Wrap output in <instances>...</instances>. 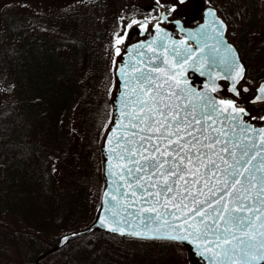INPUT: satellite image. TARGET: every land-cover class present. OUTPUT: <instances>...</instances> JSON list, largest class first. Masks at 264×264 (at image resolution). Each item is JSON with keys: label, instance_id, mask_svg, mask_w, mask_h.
<instances>
[{"label": "snow or ice", "instance_id": "6c2138e0", "mask_svg": "<svg viewBox=\"0 0 264 264\" xmlns=\"http://www.w3.org/2000/svg\"><path fill=\"white\" fill-rule=\"evenodd\" d=\"M138 23L132 20L129 27ZM216 23L224 28L221 21ZM217 35L223 43V32ZM148 47L155 58L137 60L131 72L120 69L127 89L121 114L127 123L119 125L124 133L113 131L108 139L115 141L109 162L116 161L109 173L113 184L121 183L115 194L103 193L105 205L109 198L115 203L105 209L110 215L98 218L100 226L140 238H191L209 264H264V127L248 124L244 117L249 113L234 100L210 94L218 91L219 73L209 74L205 91L187 87L185 65L192 67L189 61L196 55L190 47L181 51L161 44L159 52ZM224 47L228 55L219 63L229 69L224 77L232 82L228 91L239 96L244 67L234 48ZM115 55H120L119 47ZM206 63L208 57H201L200 68ZM211 63L215 65V56ZM259 92L255 99L264 100V85Z\"/></svg>", "mask_w": 264, "mask_h": 264}, {"label": "trees", "instance_id": "16d2710c", "mask_svg": "<svg viewBox=\"0 0 264 264\" xmlns=\"http://www.w3.org/2000/svg\"><path fill=\"white\" fill-rule=\"evenodd\" d=\"M223 2L210 0L227 22L228 38L236 44L235 35L231 32L233 19ZM160 4L170 13L175 12L169 4ZM69 6H65L61 13L62 27L45 23L42 15L36 16L12 1L4 2L0 9V44L3 42L0 45V80L15 93V97L8 102V108L4 109L0 104V133L5 129L11 132L7 140L0 135V220L1 215H11L15 210L25 211L21 214L24 222L40 218L39 223H28L27 228L12 217L8 223L0 221V241H4L0 244V257L4 264H34L35 258L53 246L61 233L82 228L76 223L86 226L95 213L91 214L88 199L82 202L83 195L77 193L78 196L73 195L67 203L60 198L61 190L53 172L52 158L58 157L66 169L67 163L74 161L73 147L69 152L53 151L51 157H46L47 151L34 139L40 127H47L50 134L58 138L64 116L74 111L81 95L88 90L95 93L104 90V97L96 102L104 120L101 127L94 131L100 175L97 142L109 116L107 95L112 81V65L105 68L103 64L107 37L102 30L92 28L94 24H89L88 16L92 11L83 13ZM131 7L128 23L157 14L154 8L137 4ZM261 7L264 9V2ZM176 15L182 14L177 12ZM193 16L191 12L184 19L191 20ZM260 50L264 51V46ZM261 73L264 78V58ZM249 108L254 116H264L263 104H254ZM15 115L18 116L17 121ZM17 122L21 123V127ZM35 165H43L38 174ZM99 193L100 189L97 201ZM106 237L150 241L113 237L93 231L71 239L60 248L68 251V256H76L61 264H94L100 256L98 247ZM159 241L165 240L150 242ZM165 242L171 243L174 248H183L179 243ZM86 251L91 253L90 259L80 257ZM175 253L178 255L177 251ZM46 257L40 259L39 264H49L45 261Z\"/></svg>", "mask_w": 264, "mask_h": 264}, {"label": "rangeland", "instance_id": "374dc122", "mask_svg": "<svg viewBox=\"0 0 264 264\" xmlns=\"http://www.w3.org/2000/svg\"><path fill=\"white\" fill-rule=\"evenodd\" d=\"M6 1L18 3L21 8L25 7L28 12H32L36 16L42 15L45 23L56 24L58 27H62L63 19L61 13L65 6L70 5L69 7L72 10L78 8L83 13L92 11L88 16L89 24H94L92 28L102 30L107 37L105 41L107 49L104 51L105 55L103 58L105 68L109 64L112 65V49L115 53V48H120L122 44L116 45V39L120 38L122 42L125 40L128 27L131 24V22L128 23V16L132 13V4L148 7L151 3L163 2L173 8L175 12L171 13L172 15L182 16V19L192 12L194 18L184 20L193 21L197 18L195 15L197 4L210 3V0H183V2L181 0H0V9ZM263 2L264 0H224L223 2V5L230 11L232 16L234 25L231 32L235 35L234 40L237 48L248 66L246 79L252 83V86H255L260 79H263L261 77V69L263 67L264 51L260 50L264 46V9L261 7ZM177 12L182 15H176ZM5 85L0 80V104H2L4 109L9 107L8 102L15 97V93L11 89L6 88ZM104 94L105 92L102 89L98 93L92 92V90L85 91L78 100L74 111L64 116L58 132V138H54L47 127H40L34 138L47 151L46 157H51L53 151L69 152L71 147H73L74 161L68 162V166L65 169L58 157L52 158L53 172L57 177L62 201L67 203L71 197L78 196V194L83 195L81 200L85 202L88 199L91 214L96 210L98 202L96 195L101 188V175L98 174V159L95 149L96 135L94 131L101 127L104 120L102 119V113L96 106V102L101 97L103 98ZM97 104L99 105V103ZM262 104L264 105V102ZM17 118L18 116L16 117L15 115L16 121ZM17 123L21 127V123ZM10 133L8 129H5L0 135H2V139L5 138L7 140ZM1 155L0 149V158L2 157ZM41 166L43 165H35L37 174L42 169ZM2 171L5 172V167H3ZM0 174H2L1 170ZM12 212V216L9 214V216L7 214L1 215L0 221L8 223L9 218L12 217L23 228H27L29 226L27 225L28 223L35 224L40 222V218H31L28 222H24L21 219V214L25 212L24 210ZM76 226L83 227L84 224L76 223ZM0 244H4V241H0ZM98 249L100 250V256L95 260L94 264H193L184 247L174 248L171 243L165 241L150 242L106 237L101 241ZM176 251L178 255L175 253ZM67 252L64 249H59L47 255L45 261L49 264H61L68 258L76 257L68 256ZM80 257L90 259L91 253L86 251ZM0 264H4L1 257Z\"/></svg>", "mask_w": 264, "mask_h": 264}, {"label": "water", "instance_id": "95a60500", "mask_svg": "<svg viewBox=\"0 0 264 264\" xmlns=\"http://www.w3.org/2000/svg\"><path fill=\"white\" fill-rule=\"evenodd\" d=\"M155 8L158 10V15L151 19H145L138 21V24H133L128 29V33L126 35V39L124 40L121 48L120 55L114 56V59L117 61L116 65L112 64L111 74H112V82L111 87L108 92V102L110 105V112L108 120L103 127L98 140V149L100 155V175H101V190L98 199V206L94 213L92 220L84 227L70 230L64 233H61L56 241V243L39 254L34 261V264H39V260L45 257L46 255L60 249L66 243H68L71 239L80 237L83 235H87L92 233L93 231H101L105 234L111 235L113 237L119 238H134V239H142V240H165L171 241L181 244L187 253L189 254L193 264H209L208 260L199 254V251L196 247V241L190 238L189 241H172L167 239H150V238H140L129 235H121L119 232H111L108 231L106 227H101L98 218H103L104 215H110L106 213V207H110L115 202L110 198L108 199V204L105 205L103 202L105 197L103 193L108 191L112 194H115L114 189L120 185V181H117L116 184H113L112 181L115 179L109 173V167L116 163L115 160L109 162V156H114V153H109V149L114 146L115 141L112 144L109 143V137L113 135V131H115L117 136H120L124 133V129L120 128L119 125L121 122L127 123V118L123 116L121 113L124 111V106L122 105V98H124L123 94L126 93L127 89L125 88V78L121 74L120 69L127 68L129 72H131V66L136 63L137 60L147 61L149 57L155 58L151 47L156 48L157 52L161 51L160 45L163 44L167 46L168 49H173L179 47L181 51L185 47H190L192 51L196 53L195 57H193L189 64H192V67H188L185 65V72L183 79L187 81V87L195 88L197 91H205V85H210L211 81L209 80V74L215 76L217 73L220 75V79L215 80V84L218 87V91L223 88L221 82H225V89L227 92L228 88L231 86V81L225 79L227 76L229 69L225 65H221L219 63V58L221 56H226L228 53L225 51V44H230L234 50L236 51V56L240 62V64L244 67V77L237 84V90L240 92H248L249 86L247 84H239L246 78L247 67L243 59L241 58L237 47L234 43L227 37L228 26L226 21L222 18V16L218 13L217 8L213 4H205L198 3L195 8V15L198 16L196 21L187 22L179 16L171 15L165 7L160 5L157 2L151 3L148 8ZM210 12L215 13V15H209ZM219 20L223 23L224 28H220V24L216 23ZM141 25H145L141 27ZM223 32V43L220 42L221 37L217 35V31ZM135 31V37L132 39L129 38V33ZM189 34H195L196 38H190ZM153 41H156L155 44H152ZM173 41H176L177 44H173ZM179 41H184V45H179ZM143 45L144 47H140ZM218 48L219 52H214L213 48ZM203 49V52L200 49ZM138 53H143V55H139ZM169 60L173 59V53L169 51L167 53ZM203 56L208 57V63L205 64L204 68H200V59ZM216 57V63L213 65L211 63L212 57ZM113 59V60H114ZM159 59H163L160 57ZM159 59L157 63H159ZM178 59V58H177ZM199 69V70H197ZM179 69H177L178 71ZM204 72V75H201V72ZM261 85H264V79H261L257 82L256 86H254V95L249 99L250 103H258L264 102V100L257 101L255 98L260 95L259 88ZM247 89V91H243ZM217 91V92H218ZM215 93H210L217 99H232L221 97ZM232 95L235 94L229 92ZM232 99L236 102L239 107H243L248 113V116L244 117V120L255 127L257 130L260 127H264V119L261 118H253L250 110L243 105L237 103V99ZM264 118V117H262ZM114 171H119L118 169L113 168ZM124 189L121 188V192ZM129 211L134 212V208L129 209ZM126 227V226H125ZM149 235H154L153 233H149ZM67 237V240L64 238ZM191 241V242H190Z\"/></svg>", "mask_w": 264, "mask_h": 264}, {"label": "flooded vegetation", "instance_id": "af4514ba", "mask_svg": "<svg viewBox=\"0 0 264 264\" xmlns=\"http://www.w3.org/2000/svg\"><path fill=\"white\" fill-rule=\"evenodd\" d=\"M157 13H158V11H157ZM156 16H157V14L155 16H153V17H156ZM197 19H198V16H197L196 19H194V21H196ZM135 34H136L135 31H132V33L130 32L128 39L134 38L135 37ZM244 83L249 86V90H248V92H242V91H240V95L237 98L234 95H232L231 93H229V92L226 91V89H225L226 83L223 82V81L221 82V84L223 85V88L221 90H219L217 92V94L219 96H221V97L232 98V99H235L236 98L238 104L243 105V106H246L249 110H250L249 107L252 106V105H254V104H262V102L261 103L260 102H258V103H250L249 102V99L254 95V86H252V83H250V81H248L246 78L239 84V86H241ZM251 115H252L253 118H262V117H264V116L256 117V116H254L252 114V112H251Z\"/></svg>", "mask_w": 264, "mask_h": 264}]
</instances>
